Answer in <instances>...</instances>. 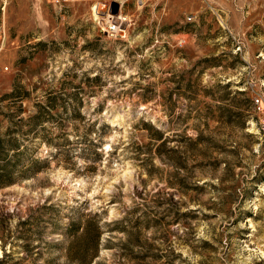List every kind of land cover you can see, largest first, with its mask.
I'll use <instances>...</instances> for the list:
<instances>
[{
  "label": "rangeland",
  "instance_id": "374dc122",
  "mask_svg": "<svg viewBox=\"0 0 264 264\" xmlns=\"http://www.w3.org/2000/svg\"><path fill=\"white\" fill-rule=\"evenodd\" d=\"M263 124L264 0H0V264H264Z\"/></svg>",
  "mask_w": 264,
  "mask_h": 264
},
{
  "label": "built area",
  "instance_id": "2783aa9c",
  "mask_svg": "<svg viewBox=\"0 0 264 264\" xmlns=\"http://www.w3.org/2000/svg\"><path fill=\"white\" fill-rule=\"evenodd\" d=\"M109 18H114V17L112 15H109ZM110 23L111 24H109V30L108 31L117 32V31L120 30V23L116 22L113 19L110 21ZM255 103L257 104L258 108L261 106V102H260L259 99H255ZM261 128H262V134H263L264 133V124H263V126Z\"/></svg>",
  "mask_w": 264,
  "mask_h": 264
},
{
  "label": "water",
  "instance_id": "95a60500",
  "mask_svg": "<svg viewBox=\"0 0 264 264\" xmlns=\"http://www.w3.org/2000/svg\"><path fill=\"white\" fill-rule=\"evenodd\" d=\"M112 14H117L116 9L111 10Z\"/></svg>",
  "mask_w": 264,
  "mask_h": 264
},
{
  "label": "bare ground",
  "instance_id": "6f19581e",
  "mask_svg": "<svg viewBox=\"0 0 264 264\" xmlns=\"http://www.w3.org/2000/svg\"><path fill=\"white\" fill-rule=\"evenodd\" d=\"M119 20V22H121V20H120V18L118 19ZM123 21V20H122ZM122 23V22H121Z\"/></svg>",
  "mask_w": 264,
  "mask_h": 264
}]
</instances>
